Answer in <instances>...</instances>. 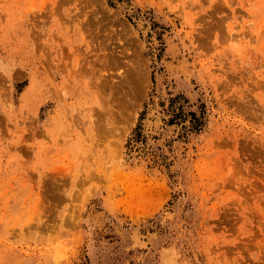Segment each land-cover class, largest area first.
<instances>
[{"label": "rangeland", "instance_id": "374dc122", "mask_svg": "<svg viewBox=\"0 0 264 264\" xmlns=\"http://www.w3.org/2000/svg\"><path fill=\"white\" fill-rule=\"evenodd\" d=\"M0 264H264V0H0Z\"/></svg>", "mask_w": 264, "mask_h": 264}]
</instances>
